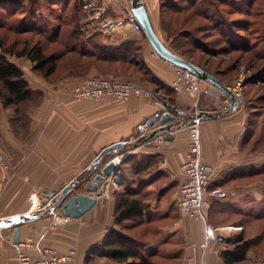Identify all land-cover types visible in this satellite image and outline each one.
I'll return each instance as SVG.
<instances>
[{"label":"crops","instance_id":"obj_1","mask_svg":"<svg viewBox=\"0 0 264 264\" xmlns=\"http://www.w3.org/2000/svg\"><path fill=\"white\" fill-rule=\"evenodd\" d=\"M96 1L105 8L104 17L119 25L112 33L91 29L85 13L81 26L88 29V38L108 48L140 44L143 65L152 80L145 84L133 79L146 92L128 102L113 98L89 102L73 96L80 75L69 71L47 78L34 71L28 58L7 56L22 71L38 100L19 112L5 106L0 98V154L6 165L0 164V218L43 213L50 207L48 190L59 192L74 179H80L104 148L117 142L140 141L145 136L142 124L161 113L164 103L180 112L176 121L192 119L195 111L215 114L222 110V98L215 86L211 94L202 92L197 108L194 95L172 88L174 66L155 54L143 32H135L122 23L125 7L131 6L132 0ZM142 2L155 32L167 46L160 31V0ZM95 74L97 71L91 69L86 75ZM191 119L184 129L159 136L130 152L120 166V184L108 179L96 207L83 218L67 220L56 210L23 224L20 242L33 244L35 251L31 254L35 257L47 250L63 254L73 251L75 257L70 264H117L101 257L99 250L110 230H120L115 214L117 194L122 191L123 177L138 176V167L142 182L133 181L130 188L147 209L132 233V224L122 233L136 242L144 258L157 264H227L223 258L226 252L250 243L245 260L235 264H264V229L259 230L264 224V212L257 210V206H264V152L256 151L245 99L234 112L198 120L202 162L215 168L209 190L227 192L225 199L214 200L206 212L211 223L206 225L215 230L214 239L206 236L204 222L185 216L178 207ZM158 126L156 123L154 128ZM151 132L152 129L146 135ZM163 136L174 139L164 141ZM90 181L91 178L85 181L84 188ZM39 206L44 210L38 211ZM233 216L238 221L232 222ZM6 226L0 230V264H18L14 223L10 221ZM230 227H241V232ZM242 236L244 239L237 242Z\"/></svg>","mask_w":264,"mask_h":264},{"label":"trees","instance_id":"obj_2","mask_svg":"<svg viewBox=\"0 0 264 264\" xmlns=\"http://www.w3.org/2000/svg\"><path fill=\"white\" fill-rule=\"evenodd\" d=\"M17 0H7V4H14ZM39 1V2H37ZM42 1V2H41ZM244 4H239L243 3ZM259 0H179L180 3H174V0H160L161 16L166 12L180 13L184 11H191L192 16H200L203 19L208 20V25L200 26L201 31H215L220 33V36H224L222 31L219 30L220 25H231L242 31L251 32L256 35H261V43L264 44V8L258 6ZM6 0H0V6L4 5ZM228 3L232 9L228 12V15L237 16L238 20H229L224 15L221 6H225ZM219 4V5H218ZM85 3L79 0H36L32 1L30 14L19 21V27L15 28L10 22L15 12H12L8 8L1 7L3 10L0 18L4 20L0 22V29H6L9 32L15 34H30L32 37L28 38L21 44V49H17L20 42L16 40L6 47L4 40L0 39V98L5 102V106L15 107L17 111H22L26 108V104L31 101L38 100L36 96L29 89V84L24 80L22 71L14 64L8 61L7 56H15L17 58H28L34 65V71L44 77H50L58 74L59 64L68 54L78 55L79 61L82 59L87 61L79 62L76 68H70L72 72L83 75L91 70V67L84 65L89 64L91 61L96 63H106L114 65L116 63L127 64L138 68V71L143 72L144 77L140 78V82L147 84L151 82L152 77L148 74L141 58L142 46L135 43L133 45L121 46L118 48H108L98 45L88 38L87 31L81 26V22L85 17V11L83 9ZM27 11L26 8H23ZM44 12V17L38 16L39 12ZM87 14V13H86ZM162 16V24L165 25V17ZM234 21V22H233ZM233 23V24H232ZM256 26V28H254ZM65 28V31L62 29ZM239 29V30H240ZM253 29V30H252ZM197 30L196 32H199ZM63 31V32H62ZM252 34V35H253ZM185 36L188 37L187 41L198 43V48L203 47L200 43L201 39L193 34L191 31H185ZM38 38V39H37ZM49 43L53 45H59L62 47L60 51L47 52L43 43ZM206 49L205 47H203ZM179 57L193 63L194 65L202 68L205 72L215 77L222 83L226 82L217 74L214 73L208 66L198 61H194L191 58L176 53ZM201 50V49H200ZM230 52H243L236 61H246L247 65L254 71V78L259 79L261 75H264V46L259 50V46L251 44L250 38H244L240 44L231 47ZM87 66V65H86ZM67 69V70H70ZM125 79V78H124ZM136 83L132 78H128ZM264 81V80H263ZM137 84V83H136ZM228 84V83H227ZM245 97V109L250 114V121L252 119H260L262 114L260 110L264 111V104L258 106L253 104L246 95ZM260 100V99H259ZM261 101V100H260ZM264 103V98H262ZM261 101V102H262ZM258 107V108H257ZM259 111V112H257ZM254 120V121H255ZM258 120L255 122L256 129L259 128ZM261 131L264 132V123L261 125ZM259 134V132H258ZM263 135V134H262ZM262 140V139H261ZM257 145V143H256ZM136 164L133 165V168ZM135 177H123L121 183L122 191L117 194L118 202L115 210L117 216V226L120 230H110L105 243L99 250L100 256L107 258L117 264H157L149 258H144L136 242L124 235L122 231L127 227L126 223H140L139 218L147 209V205L136 197V193L130 188V185L134 182H142L138 167L135 168ZM120 184V183H119ZM124 225H126L124 227ZM251 249L250 243H242L238 245L231 252H226L223 255L224 261L227 264H235L245 260L248 252Z\"/></svg>","mask_w":264,"mask_h":264},{"label":"built area","instance_id":"obj_3","mask_svg":"<svg viewBox=\"0 0 264 264\" xmlns=\"http://www.w3.org/2000/svg\"><path fill=\"white\" fill-rule=\"evenodd\" d=\"M111 2L112 0H106ZM87 13L89 27L104 33H112L118 28V22L105 18L103 6H99L96 0H89L83 7ZM127 26H130L135 32H143L141 25L137 22L130 5L125 7V13L122 20ZM175 77L172 82V88L176 92L186 91L196 98L194 107L197 108L199 98L204 92L206 95L211 94L215 89L214 85L202 81L192 72L175 67ZM242 85L230 86L229 89L235 94L237 99L243 103ZM205 87V89H204ZM204 90V91H203ZM219 90V89H218ZM141 87L135 82L120 78L112 74H99L96 76L83 77L79 79L78 85L73 90V96L77 99L89 102H99L107 98L118 99L128 102L132 97H138L145 94ZM218 95L222 98V108H226L229 104V97L222 91H218ZM198 112L195 111L194 117L189 124L190 144L186 156V160L182 166L183 182L180 185V199L178 207L182 213L195 220L205 223V234L208 238L214 239L215 230L206 225V212L211 209L214 200H222L227 197V192L223 190L210 191V184L215 168L202 162L201 158V136L199 129V121L196 119ZM151 120H146L142 126L143 135L150 130L149 124ZM0 164L6 167L4 158L0 154ZM50 202L48 203V206ZM42 210L41 206L36 208ZM4 220L0 218V222ZM8 227V226H6ZM4 228V227H3ZM3 228H0L2 230ZM12 228V226H10ZM230 230L241 232L239 227H230ZM17 251L18 264H70L75 257V252L59 253L55 250H47L44 255L35 257L31 254L35 251L33 244L19 243L14 245ZM206 246V245H205ZM204 246V247H205Z\"/></svg>","mask_w":264,"mask_h":264},{"label":"rangeland","instance_id":"obj_4","mask_svg":"<svg viewBox=\"0 0 264 264\" xmlns=\"http://www.w3.org/2000/svg\"><path fill=\"white\" fill-rule=\"evenodd\" d=\"M32 1L33 0H17L15 1L14 4L13 3L7 4V0H6V3L0 6V8L1 7L8 8L12 12H15L13 18L10 19V22H12V25L15 28H17L19 27V21L22 18H25L28 14H30L29 8L32 6ZM176 3H180L179 0H174V3L171 2V4H176ZM239 4H244V1L243 3L241 2ZM228 5L229 4L226 3L225 6L220 7L221 11L223 10L224 12L223 14L226 16H229L228 12L232 11L231 9L232 7L230 8ZM258 6L260 8H264V0H259ZM23 8H26L27 11H24ZM1 12L3 13L2 9H0V16L2 14ZM38 14H39L38 16L44 17V12L42 13L40 11ZM165 15H166L164 22L165 25L162 24L160 31L162 34L161 37H163L168 47L173 49L176 53L182 54L188 59L191 58L194 61H198L202 64H205V66H208L214 73H217L230 86L242 85L241 88H242L243 99H245L244 96L246 95V97L251 102H253V104L256 103L258 104V106L264 104L262 101V98H264V81H263L264 75H261L258 80L254 81L255 71L247 65V62L241 61V59L236 61V59H238L239 56L243 54V52L229 51L231 47L240 44V42L245 37L247 39L250 38L251 44H256V46H259V50H260L264 46V44L261 43V35L253 34L251 30L250 32H247V31H242L240 28L239 30L231 25L225 26L220 24H219V30L220 32L222 31V33H224L223 34L224 36H220V33H217L215 31L214 32L201 31L199 30L200 29L199 27L203 25H208L209 21L197 15L192 16L193 13L190 10L176 14L166 12ZM228 19L238 20L237 16L235 15H230ZM3 20H4L3 18H0V22ZM254 28H256V26H254ZM62 30L65 31V28H63ZM191 30L193 34L197 35L198 38L200 37L199 39H201L200 41V43L202 44L201 46L205 47L206 49H204L203 47L198 48L197 47L198 43L193 42L192 41L193 39L187 41L188 37L185 36V31H191ZM197 30H199V32H196ZM32 36L33 35L30 34H23V35L15 34L13 31L9 32L6 29H0V39L4 40L6 47H9L16 40V42H20V45H18L17 47L18 50L21 49L22 47L21 44L24 43L26 40H29L28 38ZM43 44L46 47V51L48 53L57 50L60 51V49L62 50V47H60L59 45H53L47 42ZM78 58H79L78 55L75 54H68L66 57H64L59 64L58 75L60 73H67L69 71H72L70 68H74V70L79 69L76 68L79 62L81 61L84 62L88 60V59L86 60L82 59L81 61H79ZM86 65H84V67L82 66V68L80 69L91 67V69L97 71V74H95L94 76L99 74H112L120 78H132L139 80L140 78L144 77L143 72L138 71L139 67L136 68L134 66H130L127 64L125 65V64L116 63L114 65H110L106 63H96L91 61L89 64ZM87 72L84 74L83 77H89L88 75H86ZM260 114H262V117L260 119H256V120L254 119L255 121L252 119L251 131L255 132V140H256L255 143H257V145L255 146L256 151L260 150L264 152V132L261 131V128L263 129L261 125L264 123V111L260 110ZM257 120L259 122L258 129H256L255 127V122H257ZM263 209L264 206H260V207L257 206V210L259 212L263 213L264 212ZM231 219L232 222H236L238 221L239 218L237 216H233L231 217ZM207 222L211 224L209 220ZM131 224H132L131 227V233H132L136 227V223L135 224L126 223L127 227ZM126 225H124V227ZM127 227L125 228L127 229ZM262 227H260L259 230L264 229V224L262 225Z\"/></svg>","mask_w":264,"mask_h":264},{"label":"water","instance_id":"obj_5","mask_svg":"<svg viewBox=\"0 0 264 264\" xmlns=\"http://www.w3.org/2000/svg\"><path fill=\"white\" fill-rule=\"evenodd\" d=\"M131 7L137 22L142 27L146 39L157 56L175 67L192 72L202 81L214 85L229 97V104L226 108H223L220 112L215 114L206 112L198 113L196 116L197 120H201L205 117L215 119L222 114H229L230 112L238 110L241 106V102L226 84L211 76L202 68L179 57L160 40L152 26L142 0H132ZM161 111L162 112L157 114L149 124V128L152 129V132L143 136L140 141L130 143L117 142L104 148L80 179H74L59 192L48 190L47 194L51 198L50 207L43 213L4 219L0 222V228L5 227L10 221L13 222V244L17 245L20 243L21 226L26 222H33L44 218L54 213L56 210H60L67 220L83 218L96 207L98 197L102 195L101 189L108 179L113 178L115 184L119 185L120 166L122 162L126 161L130 152L136 150L140 145L156 140L159 136L184 129L191 119L189 118L187 120V118H183L184 120L181 119L182 121H176V117L180 115V112L169 103H164ZM156 123L159 124L158 128H154ZM162 139L164 141H172L174 138L171 136H163ZM89 178H91L89 186L84 188L83 185ZM80 190L83 191L79 192ZM243 239L242 236L237 242ZM225 241L229 242V240Z\"/></svg>","mask_w":264,"mask_h":264},{"label":"bare ground","instance_id":"obj_6","mask_svg":"<svg viewBox=\"0 0 264 264\" xmlns=\"http://www.w3.org/2000/svg\"><path fill=\"white\" fill-rule=\"evenodd\" d=\"M213 236H214V234H213Z\"/></svg>","mask_w":264,"mask_h":264}]
</instances>
